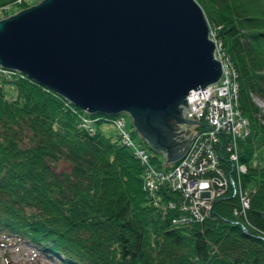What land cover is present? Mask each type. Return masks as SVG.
Returning <instances> with one entry per match:
<instances>
[{
    "label": "trees",
    "instance_id": "1",
    "mask_svg": "<svg viewBox=\"0 0 264 264\" xmlns=\"http://www.w3.org/2000/svg\"><path fill=\"white\" fill-rule=\"evenodd\" d=\"M34 1L0 0V16ZM198 1L237 70L238 105L249 120L238 140L247 218L236 209L231 180L203 217L181 218V190L166 181L145 186L146 164L121 126L154 166L168 165L135 138L123 111H88L9 68L0 70L1 230L64 264H264V162L250 161L257 136L264 137V106L254 97L264 99V0ZM101 120L113 121L116 131H104ZM220 164L235 177L223 150Z\"/></svg>",
    "mask_w": 264,
    "mask_h": 264
},
{
    "label": "water",
    "instance_id": "2",
    "mask_svg": "<svg viewBox=\"0 0 264 264\" xmlns=\"http://www.w3.org/2000/svg\"><path fill=\"white\" fill-rule=\"evenodd\" d=\"M198 0H36L0 16V64L87 109L128 111L164 163L191 138L188 91L222 61Z\"/></svg>",
    "mask_w": 264,
    "mask_h": 264
},
{
    "label": "built area",
    "instance_id": "3",
    "mask_svg": "<svg viewBox=\"0 0 264 264\" xmlns=\"http://www.w3.org/2000/svg\"><path fill=\"white\" fill-rule=\"evenodd\" d=\"M210 35L216 41L215 55L222 61L220 77L204 86L191 88L187 93L189 106L186 116L196 118L190 123L191 138L184 154L170 165L159 168L148 157L145 147L132 141L127 129L121 126L123 138L133 144L137 153L146 164L145 186L155 188L159 182L182 191V207L185 209L181 218L203 217L212 207L213 200L228 186L231 180L239 198L237 211L246 217L250 205V193L240 182L246 163L239 157V137L249 129V120L242 114L238 105L239 83L237 70L229 55L221 48L215 31L210 27ZM12 67L0 64V70L8 71ZM88 118L82 121L87 124ZM122 125L123 119L117 118ZM224 151L235 168V177L226 172L220 164V152Z\"/></svg>",
    "mask_w": 264,
    "mask_h": 264
},
{
    "label": "rangeland",
    "instance_id": "4",
    "mask_svg": "<svg viewBox=\"0 0 264 264\" xmlns=\"http://www.w3.org/2000/svg\"><path fill=\"white\" fill-rule=\"evenodd\" d=\"M9 3H6L8 7ZM9 8V7H8ZM215 31V30H214ZM8 92L14 93L15 86L12 83L7 84ZM255 99L264 106V99L254 94ZM125 114L126 124L129 127H133L132 116L128 111H123ZM100 127L110 133L116 131V126L111 120L99 121ZM136 139H143L142 141L147 142L143 135L136 130L134 132ZM256 147L251 156L250 161L253 163L264 162V137L258 135L256 138ZM160 155L164 156L161 151H157ZM165 157V156H164ZM173 161L166 163L170 165ZM63 165H67L65 161H62ZM243 172V171H242ZM249 190V189H248ZM0 264H64L60 259L55 257L52 253H47L43 249L39 248L34 243L12 235L9 232H5L0 229Z\"/></svg>",
    "mask_w": 264,
    "mask_h": 264
},
{
    "label": "bare ground",
    "instance_id": "5",
    "mask_svg": "<svg viewBox=\"0 0 264 264\" xmlns=\"http://www.w3.org/2000/svg\"><path fill=\"white\" fill-rule=\"evenodd\" d=\"M222 73V72H221ZM194 119H196V118H194ZM196 121V120H195Z\"/></svg>",
    "mask_w": 264,
    "mask_h": 264
}]
</instances>
